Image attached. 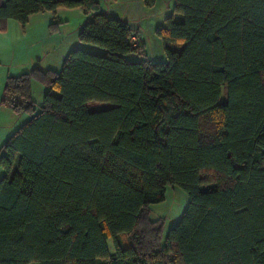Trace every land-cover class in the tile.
<instances>
[{"label": "trees", "instance_id": "trees-1", "mask_svg": "<svg viewBox=\"0 0 264 264\" xmlns=\"http://www.w3.org/2000/svg\"><path fill=\"white\" fill-rule=\"evenodd\" d=\"M58 6L90 15L92 48L5 78L29 118L0 145V264H264V0H174L165 61L129 58L134 30L97 0H0V31ZM172 185L163 234L148 207Z\"/></svg>", "mask_w": 264, "mask_h": 264}, {"label": "rangeland", "instance_id": "rangeland-1", "mask_svg": "<svg viewBox=\"0 0 264 264\" xmlns=\"http://www.w3.org/2000/svg\"><path fill=\"white\" fill-rule=\"evenodd\" d=\"M173 1L155 0L152 6H145L142 0H97L100 11L107 16L119 19L121 22H126L134 30L132 32V42L142 46L140 50L142 53L129 54V58L139 59L145 57L152 61H165L166 59L163 43L156 33V29L164 25L165 17L172 10ZM47 15L48 18L44 23L36 22V25H33L34 28H27L24 36V25L21 26L15 55H10L8 58L2 55L0 70L5 69L11 75H18L20 72L35 66L44 70L48 66L47 61H49L52 64V67L49 68L58 71L63 60L60 58V52L69 42L75 40L77 46L92 48L90 45L79 42L77 38L78 24L82 25L90 17L89 14H84L79 6H58L53 11L50 10ZM178 46H180L179 43L171 45L173 48ZM29 55L32 61L26 63ZM32 62H37V65H33ZM30 87L32 100L36 109H38L45 88L35 78L31 79ZM221 90V99L224 101L225 88L222 87ZM28 118V113L13 112L8 105L0 102V145L19 124ZM1 175L2 171L0 169ZM184 204V191L175 185L167 186L164 199L149 205V216L152 220H163L162 233L165 234L167 228L178 220ZM107 245L109 251H111L110 239L107 240Z\"/></svg>", "mask_w": 264, "mask_h": 264}, {"label": "crops", "instance_id": "crops-1", "mask_svg": "<svg viewBox=\"0 0 264 264\" xmlns=\"http://www.w3.org/2000/svg\"><path fill=\"white\" fill-rule=\"evenodd\" d=\"M1 1H3V0H1ZM45 12L44 13H35V14H31L28 16L27 22L25 23V25L23 27V36L26 34L27 28H30V29L34 28L33 25H36V22H40V24L44 23V21L48 18L47 13L49 11H45ZM21 26L22 25H20L18 22L14 21V20H11V19L7 20L5 29L0 31V59L2 58V55L7 57V58L10 55H13V56L15 55V48L17 45V39L19 38L20 33H21V28H22ZM80 27H81V24L79 23L77 26V32H78ZM75 42H76L75 40H72V42H69L66 46H64V48L60 52V58L64 59L67 52L71 48L77 46ZM72 43H75V44H72ZM30 58H31V56L29 55L26 59V63H29L30 61H32V58L31 59ZM47 63H48L47 64L48 66H46V69H50L52 67L51 66L52 64L49 61H47ZM32 64L37 65V62H32ZM52 69H54V68H52ZM4 75H6V76L11 75V73L7 72V70L5 71V69L0 70V95H1L3 84H4L5 78H6V76H4ZM12 75H14V74H12Z\"/></svg>", "mask_w": 264, "mask_h": 264}]
</instances>
